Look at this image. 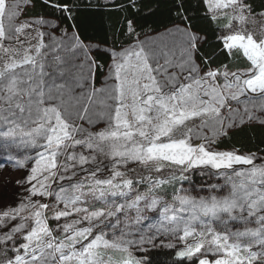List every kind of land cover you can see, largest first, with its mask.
<instances>
[{
    "label": "snow or ice",
    "instance_id": "6c2138e0",
    "mask_svg": "<svg viewBox=\"0 0 264 264\" xmlns=\"http://www.w3.org/2000/svg\"><path fill=\"white\" fill-rule=\"evenodd\" d=\"M5 173L0 264H264V0H0Z\"/></svg>",
    "mask_w": 264,
    "mask_h": 264
},
{
    "label": "trees",
    "instance_id": "16d2710c",
    "mask_svg": "<svg viewBox=\"0 0 264 264\" xmlns=\"http://www.w3.org/2000/svg\"><path fill=\"white\" fill-rule=\"evenodd\" d=\"M104 2V0H101ZM146 5H154L155 0H144ZM37 11L39 9L37 8ZM203 15V12L200 13ZM123 16V13L118 11H108L104 10L103 13H82L80 16V21L84 25V36L93 37L95 39H103L105 31H108L110 36V30L114 24L117 23ZM154 22V23H153ZM167 22V14L166 9L164 8L163 3H161V7L157 12L155 17L150 18V23H153V26L159 27L160 24ZM103 77L101 75H97V85L101 84ZM252 135H256L259 137V130H248L242 133H237L232 140L225 141L220 145L221 148H231L233 145L241 147L243 150L246 147L251 146L250 139ZM199 179H197L198 181Z\"/></svg>",
    "mask_w": 264,
    "mask_h": 264
},
{
    "label": "rangeland",
    "instance_id": "374dc122",
    "mask_svg": "<svg viewBox=\"0 0 264 264\" xmlns=\"http://www.w3.org/2000/svg\"><path fill=\"white\" fill-rule=\"evenodd\" d=\"M97 87H100V85L97 86ZM7 175H8L7 173L3 174L2 176H0V179H6L7 178ZM197 179H199V180L197 181ZM213 182H215V181H213ZM189 183L190 182H187V181L184 182L185 188H188ZM191 183H194L196 185L197 189L199 190V188H200V186L202 184H206L207 183V180H206V178H202V177H199V176H195L194 175L193 178H192Z\"/></svg>",
    "mask_w": 264,
    "mask_h": 264
}]
</instances>
